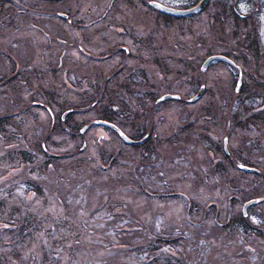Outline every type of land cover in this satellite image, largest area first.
Listing matches in <instances>:
<instances>
[{"label": "rangeland", "instance_id": "rangeland-1", "mask_svg": "<svg viewBox=\"0 0 264 264\" xmlns=\"http://www.w3.org/2000/svg\"><path fill=\"white\" fill-rule=\"evenodd\" d=\"M155 1L174 7H184L192 4L196 0ZM217 1L218 0H208L203 8L191 18L175 20L173 18L170 19L155 15V12L148 7V0H118L117 7L115 8L118 12H109L106 14V20H111V22H95L98 26L101 24L105 25V27L103 26V29L101 30L102 36L99 41L97 42L96 40H93L95 36H91L87 41L82 43L81 47H83L87 53L81 50H79V52L75 46H66L68 50L60 47V53L65 60L70 59L69 62H72V64L77 62L81 67L77 68V71H73L74 66L71 63L63 66L61 63V57L57 58L58 61L60 60V67L63 66V69L58 67L59 62L56 66L51 65L53 69L57 68V82L61 83V86H59L58 89H54L53 100L50 99L54 119L57 117L56 112L58 111L60 104L69 102L74 103L72 100H76L79 96L76 92H82L85 96L86 93L94 91L92 86H88V83L86 84L84 80H81V77H78L80 72H82L83 66H85L87 60H89L86 58L88 55H90L92 59H95L94 64L102 66L101 73L99 74L100 79L110 86V89L114 92L120 88V84L128 75L127 67L129 66L131 67L130 69L135 68L136 70H139V68H143L146 71L148 76L147 80L143 82V85L146 90H150L154 98L162 95V93L174 94L177 95L178 98L193 96L198 90V84H196L195 81L191 82L188 80H182L185 78L183 76H181L178 81L171 80L168 75L165 76V71H163V69H167L168 65L164 63V67L160 66V60L163 61V58L160 56H166L167 53L171 51L169 46L174 40L179 42V45L173 48L175 52L174 55L179 56V59L182 58L187 61L194 60V62H192L194 65L196 63L199 65L201 64L203 58L206 56V52L210 51L212 53H218L220 49H225L224 47L218 45H212L210 42V38H212L213 33L220 28L219 23L215 22L212 16V13L217 9ZM257 1L236 0L233 9L238 14H241V9L239 7L240 4L244 3L246 5L243 15L241 16L250 17L251 26L253 23L255 24L256 21L258 42L261 47V52H264V0ZM98 2H101L106 9L107 3H110V0L74 1V4L77 5L75 7V11H73V8L68 9L71 12V15H68V17H70V25L62 18L55 16L58 14L51 15L49 13L46 16L57 20L65 30L70 32L69 35H71V37L73 35L78 41L80 40L83 42L81 37V28L83 26L87 27L88 24H92L95 21L93 18L87 16L86 10H88L89 13L92 12L93 14H96V18L99 17L101 14L100 10L103 6L98 4L97 6L93 5L91 7L93 3L97 4ZM128 2L132 3L131 5L135 7L127 5ZM218 6L219 10L226 9L222 4H218ZM133 10L138 11V13L132 12ZM226 12H228L227 9ZM34 14L38 15L37 12H34ZM222 18L223 17H221V19ZM132 19L135 22L134 24ZM28 25V22L26 24H21L23 29L19 32H11L9 37L14 38L15 36V38H20L30 34L33 36V32L26 33L27 30H30V26ZM121 25H124V28L122 27L123 30L120 29L117 31L116 26L121 27ZM210 25H213V29H210ZM97 34L100 33L97 32ZM200 34L203 42L199 40ZM5 40L7 43L9 42V39ZM38 40L41 41L40 35ZM2 42L6 43L3 40ZM46 42L49 45H54L48 37ZM120 46H124L128 52H124V58L116 52V49L119 50ZM49 50L51 52L49 56L46 55L49 51H45L46 53L43 58L34 56L32 63L27 66V68L30 70V67H38L37 71L40 73H46L44 74L43 79L54 83L55 79L50 78L49 65L52 63V60H55V53L52 49ZM108 50H110L108 55L104 54V56L101 57V55ZM112 50L114 51L112 52ZM154 54L158 55V58L160 59L158 60L159 63H154L150 60ZM35 55H37V52ZM244 55L249 57L247 56L249 55L247 53ZM100 57L102 61L99 60ZM247 59L250 61L251 57ZM235 60L240 67H243L246 71H250L251 74L254 73L252 70L255 66L254 61L245 63L239 56H237ZM176 66L180 67L179 64ZM257 68L258 74L255 75L254 80L261 81L264 76L263 60H259ZM111 69L116 70L114 75L110 74L109 71ZM239 75L240 74L238 73V84L236 80L233 81L231 86H229V81L232 79L231 76H237L236 70L218 63L217 60H215L206 66V69H204L202 74L198 75V78H201L204 81V92L198 100L194 102L186 101L181 103L175 101L174 99H170L169 101L161 100L158 103H155V105L152 103L149 104V101H146L152 108L153 114V127L151 132L152 139L148 148H153L155 151L157 149L158 155L159 152L160 154H165V156L170 155L167 159L162 156L156 157L154 152H152L150 163L146 164L145 169L150 170L149 175L154 181L151 185L148 183L146 185L148 190H153L160 185L168 186L169 192L168 196H165L166 201L158 199L157 196H152L150 198L149 205L146 206L145 201L141 196L133 194L135 188L132 184L131 178H127L128 181H124L123 183L117 181L111 185L103 186L104 188L94 187V190H87L88 188L84 187L83 194L87 197L83 195L80 202L74 201L75 198L71 197L72 194H68L66 199L60 201L56 197V193H53V191L42 186L41 190L36 189L37 192L34 190L27 191L26 184L21 181H19L17 186L13 188H11L8 184L3 186L0 191V199L7 198V200H4L3 204L1 203L0 205V221L7 222L10 211L15 213L12 209V203H14L20 209L17 211V213H19L18 215L25 216L30 222V227L39 226L40 228L34 231L31 229V234H33V236L25 239L22 243H18L16 242L18 238V229L16 228L17 226L13 227L15 224H19L16 219L14 220V217L16 218L17 214L15 213L14 216H10L12 217V226L6 227L4 224H0V264H14L15 260L19 262L13 252H16L15 254H18L21 257H19V263L38 264V252L35 254V251H37L39 247L43 246L42 244H46L50 251H55V256L50 261L51 264H79V258L69 255V252L71 251L70 249L75 251L77 248L82 250H77L75 253L79 254L81 251H85L83 254L84 256L85 253L87 255L90 252L97 259L116 253L115 256L119 260H124L128 263L139 264L138 259H141L144 264H148V262L149 264H157L154 260H152L154 255H159L160 260L164 258L162 255H170V264H181V262L177 261L180 259L179 250L183 248L181 246V243H183L182 241L175 243V241L173 242L171 240L172 242L163 243L158 248L154 249L155 252L153 253H149L146 249L136 250L135 247H138L139 244L135 243L136 240H138V237L135 236L134 229L136 228L145 235L147 234L149 236V231H151L152 228L156 231H159L161 228H165L170 230L171 234H176L182 228L181 224L188 220L183 210L185 204L189 206H207V204L211 201L214 205V210L209 217L211 219L214 217L229 219L235 215L233 212H238V210H240V206H242L245 201H239L237 199L236 202L231 205V202L228 203L227 199L224 198L226 190H223L222 186H215L208 189L206 186L200 185L196 187L195 190H190L189 184L184 185L181 181H175V178L185 172L171 171L168 167L169 163L178 162L183 159V155L179 154L187 150H190L199 156L201 155L202 148L193 146V142L190 146L183 147L184 142L182 141V138L185 137V130L179 134L181 139L179 138L176 140V137H173L175 142L172 143V146L167 145V143L164 142V139H168L171 135L178 133L176 129L177 127L185 126L189 123H191L192 126H194V130L197 131L199 128L207 127L209 128V131L206 132V134L209 138L216 141L220 147H222V139H224L225 136L228 138L227 142L224 139L227 144L223 142V149L226 151L227 145V148H230L232 151L237 153L238 156L235 163H237L238 169L241 168L239 167L240 164H246L247 162L249 166L258 168V171L261 173L258 177L242 175V182L249 180L250 183L252 181L255 183L262 181L264 183V169H262L264 168V155L259 153L260 150H264V128L262 126L253 127L252 125H237L232 120L230 110L232 100L236 103L241 99L244 100L242 103H247L246 105H250L249 102H252L257 107H263L264 91L261 92L262 90L260 91V89L255 87L252 88L250 84V90L248 87H244L242 91H238L236 93L237 90L234 87V82H236V86H241L242 84L241 76L239 77ZM62 77L65 82L71 84V86H68L69 88L62 82ZM218 80H221V84L229 87L227 88L226 93L227 98L220 102V105L223 106L220 110L221 114L216 116L212 110V105L209 103L212 99V95L216 94L215 83ZM242 80L250 82L247 74L243 73ZM76 82L77 84H72ZM10 84H13L12 87L15 85L19 86L16 78ZM7 87L8 86L6 85L5 88ZM145 89L141 91H145ZM22 91L21 96L27 98L31 89H26L24 86ZM248 95H251V97ZM107 97L108 96H105L104 100H101L100 106L106 104L105 101L107 100ZM39 98L42 99V96H39ZM79 99L77 101H79ZM158 99L159 97L156 98V100ZM261 100H263V102ZM207 105L210 107L208 118L205 116V107ZM88 108L89 106L80 108L73 114L72 122H70L73 127V132H71V130H67L58 135H54V133L49 135L51 142L48 140L47 150L55 154L62 153L65 155L62 156L63 158L59 159L60 161H63L62 165L73 163L75 165L77 164L88 168H98L97 170L99 173L93 178L98 184L105 179L116 180V177L125 175V172L128 170V167H126L128 164L136 165L137 159L140 157L139 153L145 152V148L142 147L134 151L132 148H129L126 145L124 146L122 141L117 138V136L109 128L97 125L93 122H90L91 125H87L86 129L82 133L77 134L78 128L83 124L77 125V123H80L83 120H86L84 122L86 123L87 121H92L95 117H97L93 111L94 109ZM18 111L19 110L16 112L19 117L16 116L15 120L17 124L21 125V127L19 129L16 127L15 129L13 127L10 128L12 131L17 130L24 134L26 140L31 141L33 136L32 133L29 132L30 129L36 125L37 121L44 122L47 119L46 117H48L47 113L41 107L31 108L27 116H23V113ZM260 111L264 112V109L261 108ZM249 113L250 112L246 115L244 114L242 117H247ZM239 114L242 113L239 112ZM64 116L65 119L66 114ZM23 127L25 129L24 133L22 131ZM123 128L124 129H121L123 132H127L129 135L134 134V129L131 128L129 124L126 123ZM186 130L190 129L188 128ZM22 134L17 137L21 143L24 139ZM2 141V138H0L1 145L3 143ZM13 145L14 144H11L6 147L9 148ZM172 147L175 148V154L172 153ZM116 151H121L127 154L133 160L128 161L120 159L119 156H116ZM31 152L35 153V148H33ZM103 153L115 154L117 162L110 161V164H106L107 162H103L101 158ZM37 156L38 159L43 158L41 153H38ZM210 156L214 162L221 161V159H219V153L216 155L210 153ZM137 166L138 170L142 171V167L139 165ZM241 169L245 171L247 170L244 167ZM131 173L134 178L138 176L137 173ZM228 173L233 174L236 177L239 175L237 174V170L232 167L228 169ZM14 174L22 180L23 175L30 177L32 172L28 173L24 167L14 168L10 169L5 175L0 174V179H7ZM34 175L36 176V173H34ZM107 187H111L112 189L109 203L108 196H106V194H100L103 191L106 192ZM262 187L264 186L262 185ZM7 189H11L12 191H7ZM151 194H153V192H151ZM263 196L264 192L260 194L259 198H262ZM99 198H101L100 204H98ZM250 199H256V203L257 200H259L258 197L251 196L246 199V201ZM256 203L254 204L255 206L251 205L252 207L249 206L247 209L248 221L250 225L262 227L260 229L263 230L264 227L262 223H264V199L259 201L257 204ZM151 212L154 213L151 214ZM104 215L106 216L104 217ZM253 216L257 218V222L255 223L252 221ZM108 220H110L111 223L106 225ZM149 221H153V227L150 226ZM206 223L200 231L201 234L206 231L207 233L209 232L208 230L210 228L208 227L212 224V220H207ZM199 226V222L194 221L193 226L189 227V229L197 228ZM118 227H120V230ZM67 228L70 229L69 232ZM48 229H50L49 234L47 233ZM87 229L91 231L89 234L87 233ZM184 231L185 229H182L179 233H184ZM251 234L252 235L249 239H245V241L241 238L228 239V255L233 253H236V255H244L246 254L245 250L251 252L250 254H254L253 247L255 246H259L261 249H264V231L262 237H256L253 233ZM147 235L146 241L138 242L144 244L148 243L149 238ZM177 235H173L172 237H176ZM140 239L143 238L140 237ZM210 240L214 242L213 238ZM88 241L96 247L89 249V246L86 244ZM247 241L252 243L253 245H250L253 247L250 246ZM150 242L153 246H156V243L153 240H150ZM14 243L17 246L16 250H12ZM217 245H213V249L209 247L206 250V259L208 264L218 262L232 264L231 259L227 260L222 257L220 251H223V249H217ZM185 246L187 253L192 254L189 253V251L192 250L193 246L190 244H185ZM31 250H34V252H31ZM31 254H35V258L27 260ZM236 259L239 263L242 262L239 260L242 259L241 257ZM81 262L84 263L86 260L82 258ZM159 263L162 264V262Z\"/></svg>", "mask_w": 264, "mask_h": 264}, {"label": "trees", "instance_id": "trees-1", "mask_svg": "<svg viewBox=\"0 0 264 264\" xmlns=\"http://www.w3.org/2000/svg\"><path fill=\"white\" fill-rule=\"evenodd\" d=\"M74 1L78 2V0H0V138H2L3 140L2 145L0 144V174L5 175L10 169L20 167H24V169H26L28 173L32 172L30 177L23 175L22 180L19 179L15 174L11 175L7 179H0V191L2 187L6 184L13 188L17 186L19 181H21L22 183L24 182L26 184L27 191L34 190L37 192L36 189L41 190L42 186L48 188V190L53 191V193H56V197L60 201L66 199L68 194H72L71 197L75 198L74 201L80 202L83 198L82 196L84 195V187H87V190H91L94 187L108 186L117 181L123 183L124 181H128V179L131 178L132 184L135 188L133 194L136 196H141L144 199L146 206L149 205L150 198L152 196H157L158 199L166 201L165 196H168L169 192L168 186L160 185L159 187L154 188L153 190H148V187L146 185L147 183L151 185L154 181L153 178L149 175L150 170L145 169L146 164L150 163V157L152 152H154L156 157L162 156L163 158L167 159L170 157V155L165 156V154H160L159 151L158 155L157 149L155 151L153 150V148H148V145L150 144L152 139L151 132L153 127L152 108L149 106V104L152 103L153 105H155V103H158L161 100L156 101L157 97L154 98L150 90H146L144 88L143 82L147 80L148 75L146 74V71L143 68H139V70H136L135 68L130 69L131 67L128 66V75L120 84V88L114 92L110 89V86H108L102 79H100L99 74L101 73L102 66L94 64L95 59H92L90 55L86 56V58H88L89 60H87L85 66H83L82 72H80L78 77H81V80H84L86 84L88 83V86H92L94 88V91L86 93L85 96L84 94H82V92H76L77 94H79L80 99L78 96L76 100H72L74 103L69 102L70 104H60L59 109L56 112V119H54L53 117L50 99L53 100L54 89H58V87L61 86V83L57 82V68L53 69L52 66H56L58 62V67H60L61 63L63 64V66L69 63L72 64V62H69L70 59L65 60V58L62 57L60 53V47L65 49L66 46L70 45L73 47L75 46L78 51L81 50L83 52H86V50L81 47L82 43L87 41L91 36H95L93 40H96L98 42L100 37L102 36L101 30L103 29V26L105 27L104 24L98 26V24H95V22L102 23L108 21L106 20V14H108L109 12H118L115 9L117 7L118 0H110V3H107L106 9L101 2H98L97 4L93 3L91 7L93 5L97 6L99 4L102 5L103 8L100 10L101 14L97 18L96 14H93L92 12L89 13L88 10H86L87 16L93 18L95 21L92 24H88L87 27L83 26L81 28V37L83 40L82 42L74 38L73 35L71 37V35H69L70 32L65 30L57 20L46 16L49 13L51 15L58 14L59 16H55L62 18L63 20H65V22H68V24L70 25V17H68V15H71V12L68 9L73 8V11H75V7L77 5L74 4ZM235 2L236 0L217 1V9L212 13V16L214 18V21L219 23L220 28L215 31V33H213L212 38H210V42L212 43V45L224 47L225 49H220L218 53L227 57L232 63L223 60H218L217 62L236 70L237 76H235L236 78L231 76L232 79H230L229 81V86L232 85L233 81L237 80L238 73L240 74L239 77L241 76L242 84L238 87L236 93L238 91H242L244 87H248L250 90V86H252V88L255 87L257 89H260V91L262 90L261 92H263L264 81L262 80H264V76L261 81L254 80L255 75L258 74L257 66L259 60L264 61V52H261V47L258 42L256 32L257 24L255 21V24L253 23V25L251 26L249 19L250 17L241 16V14H238L233 9ZM131 4L132 3L130 2L127 3V5ZM218 4H222L228 12H226V9L219 10ZM148 7L153 10V12H155V15L170 19L173 18L175 20L191 18L194 15L193 14L187 17L174 18L172 16H168L154 10L149 5ZM34 12H37L38 15H35ZM132 12L138 13V11L135 10H133ZM221 17L223 18L221 19ZM132 21L134 24L135 22L133 19ZM27 22L29 24L28 26H30V30H27L26 33L33 32V36L30 34L20 38H15V36L14 38L9 37L11 32L21 31L23 29L21 27V24H26ZM108 22H111V20ZM122 27L124 28V25H121V27L116 26L117 31H119L120 29L123 30ZM210 27V29H213V25H210ZM97 32L100 34H97ZM39 35L41 37V41L38 40ZM47 37L54 43V45L47 44ZM5 39H9V42L7 43ZM2 40L6 43H3ZM199 40L203 42L201 34ZM178 45L179 42L176 40L171 43V45L169 46L171 51L168 52L166 56H160L161 58H163V61L160 60L158 58V55L156 54L152 55L150 60L154 63H159L158 60H160L161 67H164V63L168 65L167 69L165 68L163 69V71H165V76L168 75L171 80L178 81L180 80V77L183 76L185 78L182 80H188L191 82L195 81L196 84H198L199 86L198 88L202 87V92L199 95V97H201L204 92V81L201 78H198V75L202 74L204 70H201L200 65L198 63L194 65L192 63L194 62V60L187 61L185 59L180 58L182 60L181 61L179 59V56H175L173 48L177 47ZM49 49H52L55 53V60H52V63L49 65L50 78L55 79L54 83L49 80L45 81L43 78L44 74L46 73H40L39 71H37L38 67H30V70L27 68V66L32 63L34 56L43 58L44 54L46 53L45 51H49V53L46 54L49 56L51 54ZM66 50L68 49L66 48ZM114 50H112V52ZM109 51L110 50L104 52L101 57H103L104 54L108 55ZM36 52L37 55H35ZM116 52H118L124 58V52L127 51L124 46H120L119 50L116 49ZM214 53L208 51L206 52V56ZM245 53L249 54L247 56L251 57L250 61L255 62L254 69H252L254 71L253 74H251L250 71H246L243 67H240L236 63L235 59L237 56H239L240 59H242L245 63L250 62L247 59L249 57H246L244 55ZM57 57L62 58L61 63L60 60L58 61ZM101 57L99 59L100 61H102ZM177 64H179L180 67L176 66ZM72 65L74 66L73 71L81 67L80 64H78L77 62L73 63ZM109 72L111 75H114L116 73V70L111 69ZM242 73L247 74L250 82H245L244 80H242ZM15 78L16 81H18L19 86L15 85L14 87H12L13 84L10 83ZM220 81L221 80H218L215 83L216 94L212 95V99L209 103L212 105V110L214 111L216 116L221 114L220 110L223 108V106L220 105V102L223 99L227 98L226 93L227 88L229 87L227 85L221 84ZM62 82L65 83L67 87L71 86L70 83L65 82L63 80V77ZM234 83L236 84V82ZM72 84H77V82ZM6 85L8 86L7 88H5ZM24 86L26 87V89L29 88L32 91V93L30 91L29 96L27 98L21 96V93L23 92L22 88ZM144 89L145 91H141ZM39 96H42V99H40ZM105 96H108L107 100L105 101L106 104L100 106L101 100H104ZM248 96L251 97V95ZM199 97L194 100H191L190 97H181L178 99H175L174 97L164 99V101L174 99L175 101L180 103L186 101L194 102L198 100ZM78 99L79 101H77ZM146 101H149V104H147ZM261 101L263 102V100ZM242 102H244L243 99L236 103L232 100L230 104L233 122H235L239 126L252 125L253 127L262 126L264 128V112L260 111L261 108L264 109V106L257 107L252 102H249L250 105H246L247 103ZM86 106H89L88 109H94L93 111L97 115V117L95 118L111 121L121 129H124L123 127L126 123L129 124L131 128L134 129V134L129 135L127 132L125 133L131 138L137 139L145 135L144 140L142 142L138 144H127L122 141V139L118 136L115 130L110 129L117 136V138L122 141L124 146L126 145L129 148H132L134 151L142 147L145 148V152L139 153L140 157L137 159L136 165L128 164L126 166L128 167V170L127 172H125V175L116 177V180L105 179L100 184H98L93 179L99 173V171L97 170L98 168H88L84 166H79L77 164L75 165L73 163H70L68 165H62L63 161H60L59 159L63 158L62 156L65 155H63L62 153L55 154L47 150L48 140L49 142H51L49 135L51 133H54V135H58L60 133H63V131L67 130H71V132H73V127L70 124V122H72V116L80 108ZM33 107H41L44 111H46L48 117H46L47 119L44 122L40 121L42 124L39 121L36 122V125L33 126L29 131L30 133H32L33 139L31 141H27L24 134L20 133L17 130L12 131L10 127H13L14 129L15 127L18 129L21 127V125L17 124L15 120L16 116L19 117L16 112L17 110H19L18 112H22L23 116H27L31 108ZM209 108V105L205 107V116L207 118L209 117ZM239 112H241L242 114H239ZM248 112H250L249 115L243 118L242 116L244 114L246 115ZM65 114L66 118L64 119ZM93 120H89L86 123H84L86 120H83L80 123H77V125L83 123L78 128L77 134L80 133L79 129L83 125L87 124L89 126L91 125ZM188 128L190 130H186ZM176 129L178 133H172L173 135H171L170 138L164 139V142L167 143V145L172 146V143L175 142V140H173V137H176V140H178L179 138L181 139L179 134L185 130V137L182 138V141L184 142L183 147L190 146L193 142V146L201 147L202 149L200 148L201 155L199 156L194 154L192 151L187 150L179 154L183 155V159L179 160L178 162L169 163L168 167L171 171L185 172L184 174L175 178V181H181L184 185L189 184L190 190H195V188L200 185H204L208 189H211L215 186H222L223 190H226V192L224 193V198L227 199L228 203L231 202V205H233L237 199L239 201H245L251 196L259 197L260 194L264 192V187H262V185L264 186V183L262 181H260L259 183H255L254 181L250 183L249 180H246V182H242V175H251L252 177L260 176L261 173L258 171V168L252 166L255 169L253 171H245L241 168L238 169V165L237 163H235V160L238 156L237 153L235 151H232L230 148H227V145L226 151L223 149V142H225L224 139H222V147H220V145H218L216 141L209 138V136L206 134V132L209 131V128H199L197 131L194 130V126L189 123L185 126L177 127ZM22 131L23 133L25 132L24 127ZM20 134H22L24 137L22 143L17 138ZM11 144L14 145L9 148L6 147ZM29 148H35L36 152H31L32 149ZM209 152L215 155L219 153V159H221V161L214 162ZM38 153H41L43 157L42 159H38ZM172 153L175 154V148L173 147ZM259 153L264 155V150H260ZM115 154L116 156H119L122 160H133L127 154L121 151H116ZM115 154L103 153L101 155L102 161L107 162L106 164H110V161L117 162ZM243 164L247 165L248 168L251 167L249 166V164H247V162L246 164ZM137 165L142 167V171L138 170ZM231 167L237 170V174H239L238 177L228 173V169ZM130 171L137 173L138 176L134 178ZM34 173H36V176L34 175ZM7 191L12 190L7 189ZM111 192V187H107L106 192L103 191L102 193H100L101 195L106 194V196H108V203L111 199ZM151 192H153V194H151ZM4 200H7V198L0 199V205L1 203L3 204ZM261 200L262 199L257 200V203ZM100 201L101 198L98 199V204H100ZM255 203L256 201L248 205V207L255 206ZM248 207L243 213L242 206H240V210H238V212H233L235 213V215L229 219H224L220 217H214L213 219H211L209 216L213 213L212 211L214 210V205L211 201L207 204V206H189L185 204L183 210L188 220L181 224L182 228L176 234H171L170 230H167L165 228H161L159 229V231H156L152 228V230L149 231L150 236L146 234L149 238V242L144 244L138 241H146V235L135 228V236L138 237V240H136L135 243L139 244L138 247H135V249H146L149 253H153L155 252L154 249L158 248L163 243H169L172 241H175V243H177L178 241H182L183 243H181V246L183 248L179 250L180 261L178 260L177 262H181V264H208V261L206 259V250L209 247L213 249V245L218 244L216 248L223 249V251H220L222 257L227 260L231 259L232 264H264V249H261L259 246L253 247V244L249 243V241H247V243L249 245L252 244L250 246L253 247L254 254H250L251 252L245 250L246 254L244 255H236V253L228 255V239L241 238L245 241V239H249V237L252 235L251 233H253L256 237L263 236L264 229H260L262 227H256L249 224L247 211ZM12 209L17 214V217H14V220L16 219V221H18L19 223L13 226H17L16 228L18 229V238L16 242L22 243L25 239L33 236V234H31V229L34 231L38 230L40 227H30V222L28 221V219L25 216L18 215L19 213H17V211H19L20 209L14 203H12ZM15 213H13V211H10V213L8 214L9 218L7 219V222L0 221V224H4L6 227L12 226V217L10 216H14ZM153 213L154 212H151V214ZM245 213H247V215H245ZM105 216L106 215H104V217ZM207 220H212V224H210V226L208 227L210 228L208 230L209 232L207 233L206 231L201 234L200 231L204 227ZM194 221L199 222L200 226L197 228L189 229V227L193 226ZM110 223L111 221L108 220L106 222V225ZM149 224L153 227V221H149ZM262 224L264 227V223ZM118 229L120 230V227H118ZM182 229H185L184 233H179ZM67 230L68 232L70 231L69 228H67ZM49 232L50 229L47 230L48 234ZM90 232L91 231L87 229V233L89 234ZM173 235L177 236L172 237ZM140 237H142L143 239H140ZM211 238H213L214 242L210 240ZM150 240H153L156 243V246H153ZM86 244L89 246V249H93L94 247H96L89 241ZM185 244H190L193 246L192 250L189 251V253L192 254L187 253ZM42 245L43 246L39 247L37 251H35V254L36 252H38V264H51L50 261L55 256V251H50L49 247L46 246V244ZM16 249L17 246L14 243V245L12 246V250ZM70 250L71 251L69 252V255L76 256L77 258H79V264H132L125 262L124 260H119L115 256L116 253L113 255H107L101 259H97L90 252L87 255L85 253L84 256L83 254L85 251H81L79 254L75 253V251H80L82 249L77 248L75 251H73L72 249ZM31 252H34V250H31ZM15 253L16 252H13V254L16 255L15 257L20 262V256ZM35 254H31L27 260L35 258ZM50 254H52L53 256ZM162 256L164 258L160 260L159 255H154L152 260H154L157 264H160L159 262H162V264L171 263L170 255ZM238 257L242 258L239 259L242 262L239 263L237 261L236 258ZM82 258L86 260V262L82 263ZM19 262L15 260L14 264H24ZM138 262L139 264H144L141 259H138ZM213 264L224 263L218 262Z\"/></svg>", "mask_w": 264, "mask_h": 264}, {"label": "water", "instance_id": "water-1", "mask_svg": "<svg viewBox=\"0 0 264 264\" xmlns=\"http://www.w3.org/2000/svg\"><path fill=\"white\" fill-rule=\"evenodd\" d=\"M206 2V0H199V2L191 7H188V8H185V9H176V8H171V7H167V6H164V7H156L157 2H154V3H151L152 6L156 7L159 11L161 12H164L166 14H170V15H189L191 13H194V12H197L203 5L204 3ZM215 58H218V59H226L224 56H221V55H212V56H209L202 64V68L205 67L206 63L211 60V59H215ZM202 92V87L199 88V90L197 91V93L191 97V100H194L196 99L197 97H199V95L201 94ZM170 95L169 94H165L163 95L162 97L163 98H167L169 97ZM174 97H177V96H174ZM99 123H103V124H107V125H110V126H113L112 124L110 123H107L105 121H97ZM120 134V133H119ZM121 136V135H120ZM122 139L127 142V143H139V142H142L144 140V137L138 139V140H132L130 138L127 137V139H125L123 136H121ZM249 170H253L252 168H249ZM256 199H250L248 200L247 202L244 203L243 207H242V211L244 212L245 211V208L255 202ZM250 202V203H249Z\"/></svg>", "mask_w": 264, "mask_h": 264}, {"label": "snow or ice", "instance_id": "snow-or-ice-1", "mask_svg": "<svg viewBox=\"0 0 264 264\" xmlns=\"http://www.w3.org/2000/svg\"><path fill=\"white\" fill-rule=\"evenodd\" d=\"M148 2H149V3H154L155 0H148ZM156 7H164V5H162V4H157ZM239 7H240V9H241V15H243V12H244V9L246 8V5H245L244 3H241ZM202 86H203V85H202ZM161 99H163V97H161ZM115 127H116V125H113V128H115ZM117 131H119V129H117ZM120 135L123 136L125 139H127V137L125 136L124 132L120 131ZM224 139H225V141H227L228 138L225 136ZM239 167L243 168V167H245V165L240 164ZM258 199H264V198H259V197H258ZM249 203H250V202H249ZM245 215H247V213H245ZM252 221H253L254 223L257 222V218H256L255 216H253V217H252Z\"/></svg>", "mask_w": 264, "mask_h": 264}]
</instances>
